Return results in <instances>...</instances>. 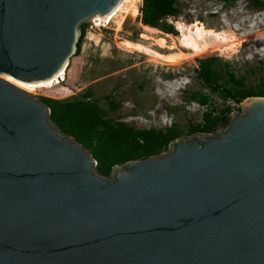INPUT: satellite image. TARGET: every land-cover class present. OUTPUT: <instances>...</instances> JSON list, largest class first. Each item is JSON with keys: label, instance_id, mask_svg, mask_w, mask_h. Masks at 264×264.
Wrapping results in <instances>:
<instances>
[{"label": "water", "instance_id": "water-1", "mask_svg": "<svg viewBox=\"0 0 264 264\" xmlns=\"http://www.w3.org/2000/svg\"><path fill=\"white\" fill-rule=\"evenodd\" d=\"M132 0H0V264H264V97L108 176L36 95Z\"/></svg>", "mask_w": 264, "mask_h": 264}, {"label": "rangeland", "instance_id": "rangeland-1", "mask_svg": "<svg viewBox=\"0 0 264 264\" xmlns=\"http://www.w3.org/2000/svg\"><path fill=\"white\" fill-rule=\"evenodd\" d=\"M258 1L263 6H257L252 0L233 3L175 0L179 14L165 21L177 32L174 38L177 37L178 42L175 40L171 44L167 39L168 47L182 50L180 43L186 34L198 35L202 42L213 46V35L218 33L238 39L240 45L235 53H228L229 56L216 52L198 56L183 48L191 54L165 60L130 45V42L139 43L162 54L172 52L155 42L158 30L142 28L141 0L136 24L119 39L92 22L67 85L36 96L64 99L90 89L109 118L135 129H165L174 125L181 131V138H185L188 124L199 123L207 109L190 101L188 95L205 94L216 109L232 105L218 99L196 79L194 69L198 60L214 57L228 62L234 74L244 78L248 88L264 81V0ZM136 32L147 33L146 38L133 35ZM107 95L119 104L117 110L109 109L104 100Z\"/></svg>", "mask_w": 264, "mask_h": 264}, {"label": "trees", "instance_id": "trees-1", "mask_svg": "<svg viewBox=\"0 0 264 264\" xmlns=\"http://www.w3.org/2000/svg\"><path fill=\"white\" fill-rule=\"evenodd\" d=\"M235 2L238 0H227ZM257 6H263L258 0H252ZM179 9L175 0H142L140 8V23L158 30L159 37L154 38L161 48L172 51L162 54L152 48L139 43L130 42V45L147 53L159 56L165 60H174L179 56L189 55L190 51L168 47L169 42L177 41V32L173 26L165 21L175 18ZM139 17V13H138ZM137 17V18H138ZM143 32L133 35L146 38ZM153 38V35L148 34ZM156 35V34H154ZM174 38V39H173ZM178 42V41H177ZM194 69L196 79L210 92L223 102H231L220 109L212 107L209 96L201 93L188 95V99L207 109L202 113L199 123H189L185 136L192 133H210L217 126L223 125L229 115L240 111V103L247 97H264V81L254 87H246L243 77H237L228 62L219 58H207L197 61ZM49 108L50 121L63 134L79 143L96 161V171L102 176H108L113 166L128 161L144 160L167 151L171 141L181 138L182 133L176 126L165 129H135L123 122L114 120L98 104L90 89L75 96L57 99L39 97ZM104 100L111 111L119 108L110 95ZM236 108V110H235Z\"/></svg>", "mask_w": 264, "mask_h": 264}, {"label": "bare ground", "instance_id": "bare-ground-1", "mask_svg": "<svg viewBox=\"0 0 264 264\" xmlns=\"http://www.w3.org/2000/svg\"><path fill=\"white\" fill-rule=\"evenodd\" d=\"M132 1H133L134 14H135V20H136L138 17V13H139L138 6L140 5L141 0H132ZM96 25L100 26L99 24H96ZM142 28L146 31H155V29H152L148 26H142ZM213 39H214L215 44L212 46V45H208L202 42L198 35L186 34V35H183L180 44L181 46H183L184 49L191 50L198 56H202V55L210 54L214 52L219 53L221 55L228 54V53H235L236 50H238V47L240 45V41L238 39L234 37H227L221 33L214 34Z\"/></svg>", "mask_w": 264, "mask_h": 264}]
</instances>
